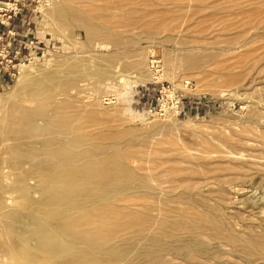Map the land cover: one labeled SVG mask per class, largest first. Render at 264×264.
<instances>
[{
  "label": "rangeland",
  "instance_id": "rangeland-1",
  "mask_svg": "<svg viewBox=\"0 0 264 264\" xmlns=\"http://www.w3.org/2000/svg\"><path fill=\"white\" fill-rule=\"evenodd\" d=\"M92 1L0 0V264H264V0Z\"/></svg>",
  "mask_w": 264,
  "mask_h": 264
},
{
  "label": "bare ground",
  "instance_id": "bare-ground-1",
  "mask_svg": "<svg viewBox=\"0 0 264 264\" xmlns=\"http://www.w3.org/2000/svg\"><path fill=\"white\" fill-rule=\"evenodd\" d=\"M72 1H76V2H79V3H84V2H86V1H92V0H72ZM99 1V0H98ZM93 2V1H92ZM94 3V2H93ZM97 4V3H96ZM90 5H92V4H90ZM90 5H89V7H90ZM94 5V4H93ZM89 160V159H88ZM95 167V166H94ZM63 229V228H62ZM64 231V230H63ZM44 234V233H43ZM45 235H47V234H45Z\"/></svg>",
  "mask_w": 264,
  "mask_h": 264
}]
</instances>
